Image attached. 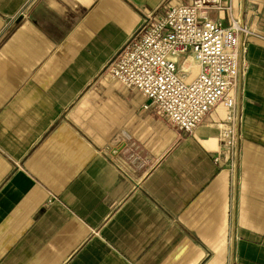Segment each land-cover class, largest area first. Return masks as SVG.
Masks as SVG:
<instances>
[{"label":"crops","instance_id":"crops-1","mask_svg":"<svg viewBox=\"0 0 264 264\" xmlns=\"http://www.w3.org/2000/svg\"><path fill=\"white\" fill-rule=\"evenodd\" d=\"M192 1L0 0V264H264V0L208 11L248 31L233 169L223 103L188 135L106 70Z\"/></svg>","mask_w":264,"mask_h":264},{"label":"built area","instance_id":"built-area-1","mask_svg":"<svg viewBox=\"0 0 264 264\" xmlns=\"http://www.w3.org/2000/svg\"><path fill=\"white\" fill-rule=\"evenodd\" d=\"M224 9L220 0H193L172 5L160 15L144 14L139 31L106 70L110 78L146 98L144 109L153 108L188 135L223 103L227 113L220 125V154L233 169L240 117L228 93L239 84V37L248 31L236 20L225 27L208 16L210 10ZM213 160L219 162L220 157Z\"/></svg>","mask_w":264,"mask_h":264}]
</instances>
